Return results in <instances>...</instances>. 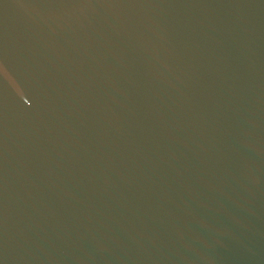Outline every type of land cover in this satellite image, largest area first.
<instances>
[{"label":"water","instance_id":"water-1","mask_svg":"<svg viewBox=\"0 0 264 264\" xmlns=\"http://www.w3.org/2000/svg\"><path fill=\"white\" fill-rule=\"evenodd\" d=\"M0 264H264V0H0Z\"/></svg>","mask_w":264,"mask_h":264}]
</instances>
